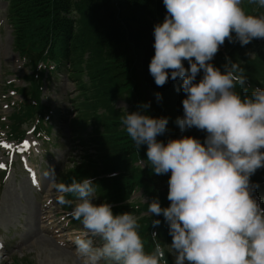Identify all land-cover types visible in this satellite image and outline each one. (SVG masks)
Here are the masks:
<instances>
[{"label": "clouds", "instance_id": "1", "mask_svg": "<svg viewBox=\"0 0 264 264\" xmlns=\"http://www.w3.org/2000/svg\"><path fill=\"white\" fill-rule=\"evenodd\" d=\"M264 9V0H247ZM244 0H163L164 19L154 25L155 49L149 73L157 86L182 80L181 132L197 128L204 140L189 135L158 139L169 118L152 116L150 102L125 109L124 130L157 175L169 174L168 206L148 203L151 217H163L172 237L146 251L138 217L114 213L108 202L94 203L93 178L54 180L58 200L73 205L71 216L83 225L73 243L83 264H264V201L251 177L264 168V87L241 94L246 75L238 62L220 67L211 61L226 40L241 46L264 39V13L248 12ZM187 62V65H185ZM202 77L197 80L198 74ZM157 99L161 94L157 93ZM153 225L161 220L151 219ZM99 237L102 243L96 244ZM153 237L156 234L153 233Z\"/></svg>", "mask_w": 264, "mask_h": 264}, {"label": "rangeland", "instance_id": "2", "mask_svg": "<svg viewBox=\"0 0 264 264\" xmlns=\"http://www.w3.org/2000/svg\"><path fill=\"white\" fill-rule=\"evenodd\" d=\"M6 10V0H0V166H10L4 172L0 168V233L7 236L6 242L10 241V245L0 251V264H14L16 261L15 264H83V259L76 252L74 239L69 240L70 236L83 231V225L71 216V207L67 209L65 204L58 200L54 180L70 183L72 177L79 180L86 177L87 173L95 172L97 178L93 179L94 183L101 181L97 184V204L107 200L111 202L110 198H119L125 184L121 173L108 164V160L114 164L116 148L112 147L111 143L99 148L100 144L97 142L92 145V140L107 131V120L118 118L121 112L125 115L126 108L129 112L136 111L137 108L126 100L128 94L121 92L127 82L125 79L120 78L118 84L112 83L113 89L108 88L106 94L95 87L89 75L90 59L95 57V52L90 53L87 49L81 52V62L75 67L66 62V70H62L61 66L57 72H52L47 68L55 65L45 63L42 69L33 73L32 68L15 49L13 27L6 17ZM259 12L264 13V9H259ZM250 57L254 58V54L250 53ZM138 69L139 65L136 66L137 71ZM30 80L40 81L43 88L40 101L42 109L44 108L45 114L48 115L43 116L40 111L38 116V107H29L35 115L23 123L22 117L29 103L24 102L25 98H28L25 92H22V97L18 91L27 87ZM243 92L245 93L241 90V93ZM43 119L52 126L48 130L40 127L38 120L43 123ZM11 126L17 133L24 132L20 136L27 140L29 146L34 144V147L30 146L35 151H31V155L37 180L41 187L44 185L41 190L34 187L27 177L28 172L24 170L23 163L24 155L10 154L8 157V153L4 152L7 150L4 147L8 145L5 131L10 135ZM32 126H36L39 135H42L43 130L48 135L41 139L36 132L32 133ZM122 128L121 120L117 119V123H114L109 131ZM28 129L30 130L27 134ZM86 136L87 142L84 141ZM75 155L77 161L73 164L70 160ZM97 156H100L103 165L96 163ZM146 162L140 155L134 164L144 170L147 167ZM53 164L57 169L52 168ZM93 166H96L95 171H91ZM119 168L123 169V166L120 165ZM152 174L153 171H150L147 175L151 177ZM251 180L263 181L264 168L258 169ZM152 183L156 190L153 180ZM115 187L119 193L112 192ZM139 188L133 189L132 194ZM161 191L164 192L162 189ZM255 194L264 201V192L256 191ZM141 197L149 198L147 195L143 196L141 191L129 202L140 200ZM159 200L162 206H168L165 198ZM72 201L74 205L76 199ZM127 209H136L140 212L139 216L150 217L146 207L140 208L135 204L129 205ZM121 212L118 208L117 213ZM156 218L161 219L162 216L153 219ZM19 224L23 227H17ZM149 227L146 225L144 230ZM153 233L156 237H153ZM150 237L156 243H164L162 232L156 227H152ZM95 243L100 244L102 241L96 237ZM168 257L171 262L173 257ZM100 264L106 262L101 261Z\"/></svg>", "mask_w": 264, "mask_h": 264}, {"label": "trees", "instance_id": "3", "mask_svg": "<svg viewBox=\"0 0 264 264\" xmlns=\"http://www.w3.org/2000/svg\"><path fill=\"white\" fill-rule=\"evenodd\" d=\"M8 3L7 17L13 27L15 47L27 64L33 67L34 72L42 69H37V65L42 61H53L57 66L64 65L67 61L69 66L75 67L81 62L79 57L84 49L90 53L95 52V57L90 59L89 75L96 88L106 94L108 88L113 89L112 83L118 84L120 78L125 79L127 82L121 92L128 94L125 97L127 101L132 102L137 109L150 102V107L146 110L150 115L169 118L167 132L158 139L167 142L169 138L189 135L204 140L205 132L195 127L181 132L175 122L177 117L183 115L182 100L185 93L182 90L177 91L182 80L169 78L163 86H157L149 73V64L155 51L154 25L166 15L163 0H8ZM221 48L223 51L219 49L216 54L219 56V62L221 59L226 61L229 57L240 62V67L247 77L241 90L250 93L254 88L264 87V43L254 39L241 46L238 42L226 40ZM250 53L254 54V58L250 57ZM137 65L140 67L138 71ZM185 65L188 66L187 62ZM221 70L223 71V68ZM201 77L202 73L198 74L197 80ZM20 91L25 92V95L27 91L32 94L35 104L31 101L30 107H38L36 115L39 116L41 111L44 116L40 103L41 85L38 81L30 80V88H22ZM157 93L161 94L159 100ZM121 114L124 113L121 112L118 118L107 120V131L92 140V145L97 142L100 144L99 148L109 143L116 148V156L113 158L115 165L110 160L108 164L121 173L125 187L119 198H112L110 201H124L135 186L143 188L144 193L150 197L157 196L168 201L166 194L170 173L157 175L153 172L151 177L148 176L152 169L146 159L147 146H141L137 150L124 129L109 131L113 124L117 123V119L121 120ZM34 115L29 108L24 118L28 119ZM98 119L101 120L100 117ZM38 122L41 128L45 127L44 119L43 123L42 120ZM23 133H11V137L21 139L20 135ZM84 141L87 142L88 139ZM140 155L147 161L145 171L134 164ZM99 157H96V163L102 164ZM120 165L123 169L119 168ZM95 169L96 166H93L91 171ZM95 174L91 172L85 176ZM137 205L144 208L143 204ZM127 207L126 204L117 206L114 213H117L118 208L122 212H137L136 209L131 211ZM150 221L149 218H143L142 227ZM143 231L140 227V235ZM144 239L148 248H154L155 245L148 236L144 235Z\"/></svg>", "mask_w": 264, "mask_h": 264}, {"label": "bare ground", "instance_id": "4", "mask_svg": "<svg viewBox=\"0 0 264 264\" xmlns=\"http://www.w3.org/2000/svg\"><path fill=\"white\" fill-rule=\"evenodd\" d=\"M36 149V148H35ZM25 162H27V160H26V158H25ZM31 171V173H33L34 174V169H33V167H32V169L30 170ZM143 203V202H142ZM143 204H147V201L146 202H144Z\"/></svg>", "mask_w": 264, "mask_h": 264}]
</instances>
